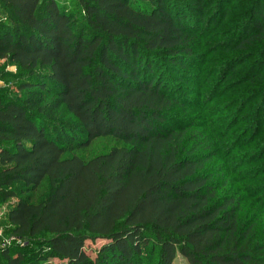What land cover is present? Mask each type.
<instances>
[{"label": "trees", "instance_id": "trees-1", "mask_svg": "<svg viewBox=\"0 0 264 264\" xmlns=\"http://www.w3.org/2000/svg\"><path fill=\"white\" fill-rule=\"evenodd\" d=\"M0 59V264H264V0H0Z\"/></svg>", "mask_w": 264, "mask_h": 264}, {"label": "rangeland", "instance_id": "rangeland-1", "mask_svg": "<svg viewBox=\"0 0 264 264\" xmlns=\"http://www.w3.org/2000/svg\"><path fill=\"white\" fill-rule=\"evenodd\" d=\"M202 28V26L200 27ZM209 57L213 56L214 54H207ZM18 70L14 63H10L6 59H0V88H12L17 81V74ZM194 88V91L199 90L196 85H191ZM202 96L201 101L198 100L196 95H191V99L196 103L199 102L204 104V96L206 97L205 89H202ZM194 112H198L199 110H195ZM113 144V141L108 137H99L92 141L89 148L84 151L86 156H91L94 154L102 153L107 151ZM7 237V235H3ZM104 241L102 239H95V240H86L84 245V250L88 253L91 257L95 256V251L100 247V245ZM55 260H51L45 264H55ZM175 264H188L185 258H183L180 254H177L174 259Z\"/></svg>", "mask_w": 264, "mask_h": 264}, {"label": "crops", "instance_id": "crops-1", "mask_svg": "<svg viewBox=\"0 0 264 264\" xmlns=\"http://www.w3.org/2000/svg\"><path fill=\"white\" fill-rule=\"evenodd\" d=\"M11 202L0 204V231L2 232L3 229L6 227V223L4 222V216L6 211L8 210V206Z\"/></svg>", "mask_w": 264, "mask_h": 264}, {"label": "built area", "instance_id": "built-area-1", "mask_svg": "<svg viewBox=\"0 0 264 264\" xmlns=\"http://www.w3.org/2000/svg\"><path fill=\"white\" fill-rule=\"evenodd\" d=\"M12 240H13V237H5L0 231V247L9 245Z\"/></svg>", "mask_w": 264, "mask_h": 264}]
</instances>
